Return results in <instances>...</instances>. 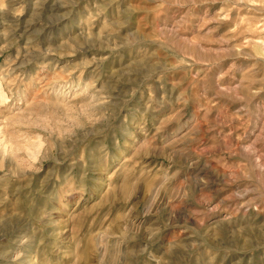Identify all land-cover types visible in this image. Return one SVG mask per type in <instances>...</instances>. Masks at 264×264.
<instances>
[{
	"label": "rangeland",
	"instance_id": "rangeland-1",
	"mask_svg": "<svg viewBox=\"0 0 264 264\" xmlns=\"http://www.w3.org/2000/svg\"><path fill=\"white\" fill-rule=\"evenodd\" d=\"M0 264H264V0H0Z\"/></svg>",
	"mask_w": 264,
	"mask_h": 264
}]
</instances>
